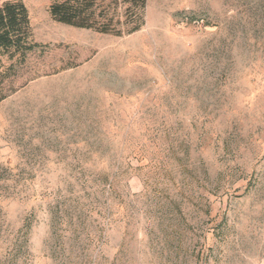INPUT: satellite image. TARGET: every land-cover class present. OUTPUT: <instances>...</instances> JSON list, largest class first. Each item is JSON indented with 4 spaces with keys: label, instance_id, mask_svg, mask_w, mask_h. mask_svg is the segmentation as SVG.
Here are the masks:
<instances>
[{
    "label": "rangeland",
    "instance_id": "rangeland-1",
    "mask_svg": "<svg viewBox=\"0 0 264 264\" xmlns=\"http://www.w3.org/2000/svg\"><path fill=\"white\" fill-rule=\"evenodd\" d=\"M8 0H0V4ZM0 51V264H264V0H21ZM82 1V0H78Z\"/></svg>",
    "mask_w": 264,
    "mask_h": 264
},
{
    "label": "trees",
    "instance_id": "trees-1",
    "mask_svg": "<svg viewBox=\"0 0 264 264\" xmlns=\"http://www.w3.org/2000/svg\"><path fill=\"white\" fill-rule=\"evenodd\" d=\"M126 5V15L130 9L135 16L126 34L140 30L143 25L146 0H121ZM49 15L52 20L73 28L93 30L100 34L120 36L122 32L109 27L108 23L96 25V11L92 1L65 0L51 4ZM37 44L31 41L30 22L27 9L21 0H8L0 4V51L9 53L10 58L18 56L24 60Z\"/></svg>",
    "mask_w": 264,
    "mask_h": 264
}]
</instances>
